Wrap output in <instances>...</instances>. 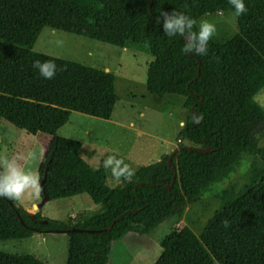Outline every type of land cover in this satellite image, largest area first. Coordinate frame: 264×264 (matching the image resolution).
<instances>
[{
  "label": "trees",
  "instance_id": "obj_1",
  "mask_svg": "<svg viewBox=\"0 0 264 264\" xmlns=\"http://www.w3.org/2000/svg\"><path fill=\"white\" fill-rule=\"evenodd\" d=\"M245 5L247 11L235 16L234 37L220 41L215 34L207 55L192 56L182 54V37L164 35L162 13L184 12L197 21L196 30L208 15L234 14L228 0H0V123L53 137L39 168L42 199L88 195L103 209L66 223L0 198V241L67 231L66 264H108L115 242L131 233L152 236L251 158L245 184L213 193L220 207L203 233L184 227L166 235L155 264H264V108L256 100L264 90V0ZM44 28L153 57L148 91L186 99L179 139L193 146L179 148L175 168L165 156L112 188L108 169L84 159L82 142L58 135L74 112L111 120L119 96L111 72L35 52ZM37 60H54L56 75L40 76L32 67ZM193 115L203 119L193 123ZM0 264L43 263L31 255L0 253Z\"/></svg>",
  "mask_w": 264,
  "mask_h": 264
},
{
  "label": "rangeland",
  "instance_id": "obj_2",
  "mask_svg": "<svg viewBox=\"0 0 264 264\" xmlns=\"http://www.w3.org/2000/svg\"><path fill=\"white\" fill-rule=\"evenodd\" d=\"M201 20L216 25V36L220 41H227L239 32L237 18L231 12H218ZM33 50L105 70L115 76L119 101L111 120L74 112L58 132L61 137L82 142L83 157L93 167H98L104 158L118 152L136 170L155 164L165 156L175 157L182 145L193 146L190 141L179 139L187 116L184 108L186 99L178 95L160 97L147 89L148 69L154 60L152 56L51 28L43 29ZM256 100L264 108V90ZM50 137L44 133L32 135L2 120L0 164L7 159H16L39 176ZM260 146H264V129L260 134ZM29 153L35 154L36 159L28 161ZM251 161V158L244 159L229 179L215 183L198 200L187 205L182 217L167 219L152 236L131 233L115 242L108 264H155L161 256V242L166 235L189 227L200 236L220 207V201L213 197V193H219L231 183L245 184ZM108 171L109 185L114 188L121 182H117ZM35 202L37 207L33 205ZM17 206L26 211L32 209V214L41 211L50 219L66 223H75L82 213L94 215L103 211L102 206L95 204L88 195L44 202L41 188L38 193L26 194ZM68 243L65 232L36 234L24 240L0 241V253L31 255L43 264H66Z\"/></svg>",
  "mask_w": 264,
  "mask_h": 264
},
{
  "label": "clouds",
  "instance_id": "obj_3",
  "mask_svg": "<svg viewBox=\"0 0 264 264\" xmlns=\"http://www.w3.org/2000/svg\"><path fill=\"white\" fill-rule=\"evenodd\" d=\"M228 3L237 17L247 11L245 0H228ZM162 17L164 35L169 38L175 36L183 38L182 54L192 56L208 54L209 41L217 32L214 23L201 20L198 28L194 30L197 21L184 12L173 10L171 13H162ZM32 67L46 80L52 79L58 70L54 60L33 61ZM202 119V115H193V123H199ZM26 159L32 161L36 156L29 153ZM102 167L109 169L117 182H130L136 171L119 156L118 152L104 158ZM40 188V178L30 167L21 165L16 159H7L0 164V198L19 201L26 194L38 193ZM223 223L225 228L229 227V221L225 220Z\"/></svg>",
  "mask_w": 264,
  "mask_h": 264
},
{
  "label": "water",
  "instance_id": "obj_4",
  "mask_svg": "<svg viewBox=\"0 0 264 264\" xmlns=\"http://www.w3.org/2000/svg\"><path fill=\"white\" fill-rule=\"evenodd\" d=\"M203 151L209 152V149H206V150H203ZM173 157H174V155H171L169 157V162H170V165L174 167L173 162H172ZM176 177H177V174H175V179H176ZM47 200H49V199L45 197L44 198V202H46ZM56 232H58V233L65 232L66 233L67 231L57 230ZM71 232H74V233H82V232L92 233V232H95V231H92V230H82V229H72Z\"/></svg>",
  "mask_w": 264,
  "mask_h": 264
},
{
  "label": "crops",
  "instance_id": "obj_5",
  "mask_svg": "<svg viewBox=\"0 0 264 264\" xmlns=\"http://www.w3.org/2000/svg\"><path fill=\"white\" fill-rule=\"evenodd\" d=\"M52 139H53V137L51 136L50 138H49V140H50V143H51V141H52ZM50 145V144H49ZM33 205H34V207H37L38 206V204L35 202V203H33ZM28 212H30V213H32L33 211H32V209H30V210H27Z\"/></svg>",
  "mask_w": 264,
  "mask_h": 264
}]
</instances>
